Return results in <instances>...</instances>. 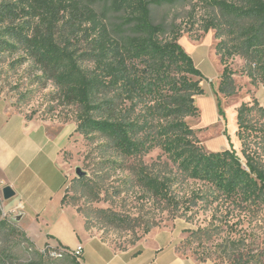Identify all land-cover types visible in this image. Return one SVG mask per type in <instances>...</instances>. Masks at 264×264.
I'll list each match as a JSON object with an SVG mask.
<instances>
[{"label":"rangeland","instance_id":"1","mask_svg":"<svg viewBox=\"0 0 264 264\" xmlns=\"http://www.w3.org/2000/svg\"><path fill=\"white\" fill-rule=\"evenodd\" d=\"M147 1L151 23L160 24L162 29L157 34L159 41L166 42L179 35L177 42L184 51L198 48L193 60L202 78L190 74L187 76L199 80L203 95L214 98L216 115H219L220 121L218 127L198 128L199 125L213 123L215 113L210 100L201 102L200 122H197L198 115L186 116L184 121L195 130L196 137L190 141H194L196 150L204 156L218 154V158L208 160L211 166L206 169L211 178L192 175L185 156L173 158L167 152L169 142L166 140L172 139L175 133L161 136L159 124L163 122L159 119H154L151 125L142 126L141 130L145 132L143 136L154 138L155 141L136 156L125 155L117 149L110 138L92 123L102 119L112 121L121 109L134 120L143 114L142 103L132 105L128 99L114 97V102L119 103L115 105L117 108L106 106V112L90 113L87 109L84 112L77 103H68L52 81L39 78L40 66L27 57L26 50L18 47L4 50L0 46V97L28 118L68 124V146L63 156L70 178L64 204L77 209L85 221V224L81 223L79 217V220H71L68 215L71 213L68 212L60 219L59 229L57 226L52 228L50 224L41 227L43 233H52L45 236L49 246L41 240L36 243L27 237L18 220L3 207L0 199V264H80L82 256L76 258L77 263L69 257H50L47 252L54 247L71 252L82 243L88 255L87 264H95L94 254L99 252L98 241L94 238L86 243L82 225L92 235L120 249L135 245L147 233V229H161L172 233L177 250L188 257L209 260L214 264H264V201L260 199L257 203L253 199L245 200L238 193L228 196L218 187L222 183V172L229 165L228 162L233 161L231 158L239 160L241 166L245 162L241 141L238 139L236 145L229 137L234 135L238 138L233 113L236 114L243 102L252 105L247 115L252 130L246 136L244 147L257 154V159L264 161V81L257 69L252 67L253 55L239 48L235 40V33L240 26L249 27L254 22L249 18L248 11L255 0H172L161 5L152 3V0ZM105 4L94 7V10L105 7L109 10L108 24L114 43L121 45L119 41L140 38L141 35L134 30V23L124 25L127 18L139 16L138 13L129 14L128 9L123 13H114L111 10L112 1L106 0ZM11 16L0 15V28H7L11 24ZM19 21L22 20L15 17L14 24ZM128 27L132 30L131 34L125 33ZM262 30L264 37V27ZM5 40L12 42L11 38ZM74 43L78 51L86 47L81 37ZM223 48L229 49L232 54L225 57V61L232 70L235 87L233 93L227 96L218 91L223 69L219 52ZM261 50L264 51V43ZM83 64L94 68L90 61ZM134 66L137 72L145 68L142 62L137 61ZM115 95L110 91L96 100L102 103V100L105 102ZM85 118L89 121L80 123L79 119ZM168 120H172V117ZM238 132L242 134V129ZM222 133L229 139V147L210 148L217 144V138ZM161 141L167 142L166 145H162ZM182 144L179 140L171 141L172 147L169 148L177 150V146ZM76 167L86 175L79 177L75 172ZM142 169L169 180L168 198L155 196L146 190L138 177ZM72 222L69 228L67 225ZM55 238L65 239L63 245L66 246L59 245ZM71 243L74 246H69Z\"/></svg>","mask_w":264,"mask_h":264},{"label":"trees","instance_id":"2","mask_svg":"<svg viewBox=\"0 0 264 264\" xmlns=\"http://www.w3.org/2000/svg\"><path fill=\"white\" fill-rule=\"evenodd\" d=\"M111 1V10L114 13H123L128 9L129 14H139L127 18L124 25L134 23V30L141 35L140 38L119 41L121 45L112 41L113 35L108 24L109 10H106V7L99 11L94 10V7L100 4L107 5L106 0H0V15H12L11 24L7 28H0V46L4 50L16 47L26 50L27 57L40 66L39 78L52 81L68 103H77L84 112H106V106L117 108L115 105L118 106L119 103L114 102V97L120 100L128 99L132 105L142 103L143 114L134 120L127 117L121 109L112 121L94 119L95 122L92 123L125 155L136 156L155 141L154 138L143 136L145 132L141 130L142 126L151 125L154 119H159L163 122L159 124L161 136L175 133L172 139L166 140L169 142L167 152L173 158L185 156L192 175L211 178L208 171L211 164L208 160L218 158V154H208L207 157L196 150L194 141H190L195 136V130L184 121L186 116L198 115L194 96L204 93L199 80H192L187 75L202 78L201 71L177 42L179 35L166 42L158 40L157 34L161 33L162 29L160 24L151 23L147 0ZM171 1L151 2L161 5ZM127 2L131 4L128 5ZM248 16L254 22L249 27L240 26L235 33V40L240 45L239 48L253 55L252 67L257 69L261 80L264 81V51L261 50L264 43L261 34L264 27V0H255ZM15 17L22 21L14 24ZM125 33L131 34L132 30L128 27ZM80 37L84 39L86 47L78 51L74 41H78ZM6 38H11L12 42L6 41ZM219 53L223 69L219 77L218 91L227 96L233 93L235 88L232 70L225 61V57L232 54L225 48ZM85 61L92 62L94 68L90 69L84 65ZM136 61L145 66L140 73L134 70ZM172 65L175 67L172 68ZM110 91L116 95L105 102L102 100V103L96 100ZM251 109L252 105L243 102L235 115L237 130L242 129V134L238 131L236 133L243 145L241 152L245 162L241 166L239 160L231 158L233 161L228 162L229 165L222 172V183L218 187L228 196L238 193L243 199H253L258 203L260 199L264 201V161L257 159V154L244 147L246 136L252 130L247 119ZM171 117L172 120H168ZM79 121L88 122L89 119ZM178 140L183 143L182 146H177V150L169 148L172 147L171 141ZM157 141L160 143L159 139ZM167 142L161 141V144L166 145ZM139 173L141 184L147 191L155 196L168 198L167 178L144 172L143 169ZM71 259L78 263L76 258Z\"/></svg>","mask_w":264,"mask_h":264},{"label":"crops","instance_id":"3","mask_svg":"<svg viewBox=\"0 0 264 264\" xmlns=\"http://www.w3.org/2000/svg\"><path fill=\"white\" fill-rule=\"evenodd\" d=\"M197 51L198 48H192L186 53L191 54L193 60V54ZM193 62L196 64L194 60ZM213 99L209 95L195 96L194 104L199 112L197 122L202 120V101L210 100L215 113L213 123L199 125V129L218 127L220 119L219 115H216ZM233 114L236 118V114ZM69 132L68 124L36 117L28 118L0 97V192L5 186H10L14 191V195L9 199H4L0 193V199L8 212L15 218L19 217L18 224L27 237L36 243L41 240L48 246L45 236L52 233H43V225L50 224L52 228L57 226L59 229L60 219L68 212L71 213L68 214L71 220L80 218L81 223L85 224L77 209L62 203L70 178L63 156V151L68 146ZM229 137L232 143H239L236 136ZM217 139V144L210 148L229 147V139L224 133ZM72 224L73 222L67 226L70 228ZM82 230L86 243L94 238L98 241L96 244L99 252L94 254L95 264H214L209 260L201 261L182 254L177 250L174 237L168 230L148 231L135 245L127 249H120L115 244L103 241L99 236L92 235L87 228H83V225ZM55 239H58L59 245L65 242L63 238ZM69 246H74V243ZM81 246L83 261H80V264H87L88 257L86 258L83 243Z\"/></svg>","mask_w":264,"mask_h":264},{"label":"built area","instance_id":"4","mask_svg":"<svg viewBox=\"0 0 264 264\" xmlns=\"http://www.w3.org/2000/svg\"><path fill=\"white\" fill-rule=\"evenodd\" d=\"M50 257L53 258H62V257H69V258H78L81 257L83 253V247L78 245L73 251L67 252L66 250L60 247L50 248L47 252Z\"/></svg>","mask_w":264,"mask_h":264},{"label":"water","instance_id":"5","mask_svg":"<svg viewBox=\"0 0 264 264\" xmlns=\"http://www.w3.org/2000/svg\"><path fill=\"white\" fill-rule=\"evenodd\" d=\"M75 172L79 177H83L86 175V173L84 171H82L79 167L75 168ZM14 195V191L11 189L10 186H5L2 189V196L4 199H9ZM16 219L18 220L19 217H16Z\"/></svg>","mask_w":264,"mask_h":264}]
</instances>
